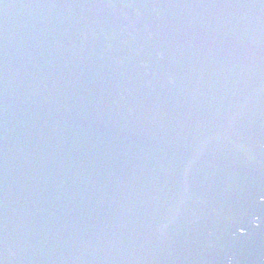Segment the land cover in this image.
I'll return each instance as SVG.
<instances>
[{
    "label": "water",
    "instance_id": "water-1",
    "mask_svg": "<svg viewBox=\"0 0 264 264\" xmlns=\"http://www.w3.org/2000/svg\"><path fill=\"white\" fill-rule=\"evenodd\" d=\"M0 264H264V0H0Z\"/></svg>",
    "mask_w": 264,
    "mask_h": 264
}]
</instances>
